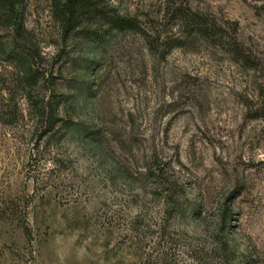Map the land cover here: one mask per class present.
<instances>
[{"label": "rangeland", "instance_id": "rangeland-1", "mask_svg": "<svg viewBox=\"0 0 264 264\" xmlns=\"http://www.w3.org/2000/svg\"><path fill=\"white\" fill-rule=\"evenodd\" d=\"M94 1L144 34L67 38L65 0H23L18 37L0 11V264H264V0H182L251 66L176 48L181 0Z\"/></svg>", "mask_w": 264, "mask_h": 264}, {"label": "trees", "instance_id": "trees-1", "mask_svg": "<svg viewBox=\"0 0 264 264\" xmlns=\"http://www.w3.org/2000/svg\"><path fill=\"white\" fill-rule=\"evenodd\" d=\"M22 2L23 0H0V11H5L9 24L15 29L18 37L22 33V24L19 18V6ZM62 15V27L67 38L72 34L82 32L86 40L96 45L104 44L107 38L113 34H144L140 23L135 18L123 16L113 7L99 1L65 0ZM173 18L180 33L176 38V48L187 46L196 37L222 40L223 45L227 46L229 51L236 55L238 61L246 66H251V59L242 49L236 36L233 37V41L231 37L224 40L220 28L193 11L185 1L176 4ZM15 39L17 41L18 38L15 37ZM1 46L0 43V48ZM23 48L20 44L16 52H19L18 54L24 53ZM58 122L60 121L51 118L49 130L46 131V134L53 133ZM66 127L69 130L75 128L87 138H97L95 136H98L92 128L79 123H67Z\"/></svg>", "mask_w": 264, "mask_h": 264}]
</instances>
